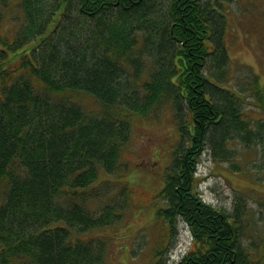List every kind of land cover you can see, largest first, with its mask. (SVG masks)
Returning <instances> with one entry per match:
<instances>
[{"label":"trees","instance_id":"16d2710c","mask_svg":"<svg viewBox=\"0 0 264 264\" xmlns=\"http://www.w3.org/2000/svg\"><path fill=\"white\" fill-rule=\"evenodd\" d=\"M221 6L0 0V264H105L106 242L82 235L111 227L122 212L99 202L95 184L101 172L129 171L122 155L133 117L157 118L167 108L178 137L155 217L167 245L177 220L189 229L191 243L175 264H264L241 241L245 197L236 196L229 213L197 189L205 149L240 169L229 141L264 146L263 121L253 127L226 85L232 75ZM252 86L262 104V90ZM73 92L98 107L88 110ZM157 246L148 264H161L168 246Z\"/></svg>","mask_w":264,"mask_h":264},{"label":"rangeland","instance_id":"374dc122","mask_svg":"<svg viewBox=\"0 0 264 264\" xmlns=\"http://www.w3.org/2000/svg\"><path fill=\"white\" fill-rule=\"evenodd\" d=\"M226 1L229 3H223V13L220 12L226 18L223 40L232 75L226 85L238 93L240 109L250 124L258 127L262 121L264 123V0ZM255 81L262 90L263 105L251 91ZM71 96L88 110L98 107L90 95L73 92ZM177 137L170 108L157 118L135 116L131 122V140L122 155L129 171L100 173L95 184L99 187L100 183L99 202L113 203L121 209L122 216L111 227L92 229L82 236L106 242L105 264H148L154 261L152 251L155 247L159 249L158 243L161 250L168 246L161 264H175L188 249L191 234L186 224L177 220V237L167 245L168 238L162 241V225L155 217L156 209L164 204L157 193L164 185V174ZM229 142L227 148L233 151L231 160L241 163L242 167L234 169L230 159H215L212 152L205 149L196 167L197 189L204 201L229 213L235 210L236 196L245 197L248 213L243 223L247 222V228L241 241L253 250L251 258L262 256L264 146L250 144L252 148L248 150L247 145L238 140ZM109 197L114 198L109 200ZM98 206V201H91V208Z\"/></svg>","mask_w":264,"mask_h":264},{"label":"flooded vegetation","instance_id":"af4514ba","mask_svg":"<svg viewBox=\"0 0 264 264\" xmlns=\"http://www.w3.org/2000/svg\"><path fill=\"white\" fill-rule=\"evenodd\" d=\"M223 1V0H222Z\"/></svg>","mask_w":264,"mask_h":264}]
</instances>
